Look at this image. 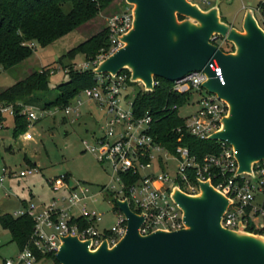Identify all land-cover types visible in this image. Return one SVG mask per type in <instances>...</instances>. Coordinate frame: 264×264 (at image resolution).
<instances>
[{
	"label": "built area",
	"instance_id": "2783aa9c",
	"mask_svg": "<svg viewBox=\"0 0 264 264\" xmlns=\"http://www.w3.org/2000/svg\"><path fill=\"white\" fill-rule=\"evenodd\" d=\"M188 1L200 8H210L213 5L212 0ZM123 6L124 9L109 18L107 27L111 47L104 52L108 57L125 46L122 38L133 28L134 12L130 8L132 5L126 2ZM257 11L260 16L259 26L264 31V13L259 8ZM212 42L221 50L224 44L230 43L227 38L218 37L212 38ZM30 46L36 47L34 43ZM90 65H81L80 71L90 70ZM210 70L225 85L216 61L210 65ZM95 76L96 85L80 92L63 110L66 115L75 113L79 116L82 107L80 99L84 97L94 102L104 114L100 135H95L94 145L87 147V142L84 145L101 164H109L112 169L113 191L103 188L101 192L111 197L109 203L112 204L117 224L112 228L101 227L105 213L87 209L85 193L88 189H81L84 194L82 197L78 191L79 186L71 188L66 183L67 176L61 175L52 182L56 191L65 192L60 202H54L48 207L36 208L31 205L26 210L15 212V217H31L35 225L29 242L20 250L16 259L5 260L4 264H51L46 257H56L63 238L66 237H77L82 242H89V248L93 251L105 242L111 248L116 246L128 231L127 218L120 210L118 201H128L131 210L144 217L139 228L142 236L157 231L182 230L186 223L183 210L174 199L175 191L197 195L201 189L200 184L204 182H209L215 190L230 200L222 218L224 228L246 231L248 223L252 221L256 229H264V160L254 163L251 172L240 174L237 151L224 141H216L219 143V151L207 156L203 163L191 155L188 147L178 146L171 153L152 135L153 116L150 113L137 116L134 111L135 98L129 95V90H136L134 86L139 83L142 85L139 92H154L161 85L160 78L153 77V90H150L145 83L133 81L131 76L122 72L118 75ZM208 80L209 76L205 71H198L172 82L171 91L191 95L189 102L195 111L183 119L186 131L198 140H210L212 135L222 130V121L229 115L230 110L225 100L203 87ZM196 95L198 98L193 100L192 97ZM172 108L180 114L181 107L175 105ZM48 111L42 110L38 113L34 107L22 102L9 106L0 103L2 118L7 112H11L13 116L18 113L27 119L29 125L40 120ZM177 131L181 132V129ZM26 139L32 140V134L26 133ZM37 171L36 167L21 172L2 168L0 188L9 178L20 179ZM256 220H260V223ZM37 253L42 255L41 260H38Z\"/></svg>",
	"mask_w": 264,
	"mask_h": 264
},
{
	"label": "water",
	"instance_id": "95a60500",
	"mask_svg": "<svg viewBox=\"0 0 264 264\" xmlns=\"http://www.w3.org/2000/svg\"><path fill=\"white\" fill-rule=\"evenodd\" d=\"M134 5L131 31L122 40L125 46L109 56L94 74L118 75L127 69L133 81L153 90V77L168 82L192 72L205 71L209 80L203 87L216 93L230 107L223 128L210 137L224 141L237 151L239 173L251 172L264 160V31L246 11L242 35L220 22V10L202 9L188 0H126ZM200 23L178 25L176 15ZM256 22V23H255ZM227 37L235 50L225 53L212 42L213 35ZM216 61L223 85L210 65ZM253 162L252 164H250ZM201 195L179 190L174 199L184 213L186 227L179 231H157L142 236L144 217L135 214L128 201H118L128 222L125 237L114 247L107 242L97 250L77 237L63 238L56 255L59 264H264V248L256 234L222 226L230 200L209 182L200 184Z\"/></svg>",
	"mask_w": 264,
	"mask_h": 264
},
{
	"label": "rangeland",
	"instance_id": "374dc122",
	"mask_svg": "<svg viewBox=\"0 0 264 264\" xmlns=\"http://www.w3.org/2000/svg\"><path fill=\"white\" fill-rule=\"evenodd\" d=\"M210 8L218 7L220 22L226 24L230 29H235L239 34L245 35L246 11L252 9L254 16L259 21V6L264 0H212ZM123 2L126 0H115L113 4L104 10L94 21L90 22L60 39L53 45L42 48L35 47V51L22 64L0 73V92L12 87L17 82L25 79L35 71L50 70L49 89L46 93H37V100L25 105L34 107L36 111L42 112L46 109L45 104L55 99L58 95V87L70 80L68 72H80V67L88 63L90 69L99 67L107 58L102 52L94 59L79 54L74 60L67 57V53L78 45L89 39L93 34L108 26L109 18L116 11V7L124 9ZM202 11L207 12L210 8L201 6ZM130 8L133 10L135 6ZM65 12L71 10V5L65 6ZM176 15L178 25L188 23L193 27H199L200 23L187 16ZM259 23V22H258ZM260 25V24H259ZM261 27V26H260ZM218 38L220 34L213 35ZM219 39L217 40V43ZM228 44V45H227ZM222 46L230 53L235 50L232 43ZM220 45V44H219ZM135 88L129 90L131 98H136L142 89L139 83ZM79 95V94H78ZM198 96H193L195 100ZM82 107L79 116L75 113L65 114L62 108L52 107L40 120L28 126L25 133L15 136V118L11 112L3 115L0 122V170L7 167L14 172H21L29 168H38L33 175L14 179L9 178L5 185L0 188V217L2 215H13L17 211L26 210L27 206L48 207L54 202H60L65 196L64 190H55L53 180L61 175H66V183L71 188L79 186L81 192L83 187L88 190L85 193L86 206L89 211L105 213L101 227L112 228L117 224V218L113 211L111 197L103 194V188H109L112 192V169L109 164H101L95 155L87 147L94 145L95 135H100L99 130L103 124L104 114L96 104L82 97ZM191 102L180 109V116L189 117L195 108ZM191 106V107H190ZM33 136L32 140L26 139V133ZM87 142L86 147L84 143ZM173 163V162H172ZM190 195V194H188ZM201 195L199 194L190 196ZM26 204V205H25ZM75 213L77 209L74 210ZM260 223V220H256ZM263 237L264 235H257ZM20 249L12 241L10 231L5 230L0 223V264L5 260L16 259ZM48 261V260H47ZM46 261V262H47Z\"/></svg>",
	"mask_w": 264,
	"mask_h": 264
},
{
	"label": "trees",
	"instance_id": "16d2710c",
	"mask_svg": "<svg viewBox=\"0 0 264 264\" xmlns=\"http://www.w3.org/2000/svg\"><path fill=\"white\" fill-rule=\"evenodd\" d=\"M115 0H0V73L12 69L27 60L35 51L30 45L34 43L42 48L49 47L82 26L94 21ZM71 5V10L65 12V6ZM126 3L123 2V5ZM116 11L111 16L120 12ZM264 13V3L259 6ZM183 19L182 16H180ZM228 45V44H227ZM110 33L108 27L93 34L89 39L69 51L66 55L74 60L79 54L93 59L110 49ZM222 50L225 52L226 49ZM70 80L58 87L55 99L46 102L44 110L52 107L64 109L69 106L80 92L96 85L93 69L74 73L68 72ZM122 74L129 77L131 73L125 69ZM50 70L35 71L12 87L0 92V103L7 106L22 103H32L37 100V93H46L49 89ZM161 80V85L154 92H139L134 101V111L137 116L150 113L154 118L152 135L174 153L178 146L188 147L193 157L201 163L207 156L219 151V143L210 140H198L185 129L184 119L178 110L172 107H184L191 99L190 94H178L171 91L172 83ZM15 136L27 132L29 122L16 113ZM2 116H0V122ZM181 132H178V129ZM0 223L5 230L10 231L12 241L22 250L29 242L34 220L27 216L15 217L2 215ZM247 232L264 235V229H256L250 221ZM38 260L42 255L37 253ZM46 260L51 264H59L54 255H48Z\"/></svg>",
	"mask_w": 264,
	"mask_h": 264
},
{
	"label": "bare ground",
	"instance_id": "6f19581e",
	"mask_svg": "<svg viewBox=\"0 0 264 264\" xmlns=\"http://www.w3.org/2000/svg\"><path fill=\"white\" fill-rule=\"evenodd\" d=\"M252 163L253 162H251L250 164H252ZM254 239L258 241L259 245H261L262 248H264V239H257V238H254Z\"/></svg>",
	"mask_w": 264,
	"mask_h": 264
},
{
	"label": "crops",
	"instance_id": "0c3cea01",
	"mask_svg": "<svg viewBox=\"0 0 264 264\" xmlns=\"http://www.w3.org/2000/svg\"><path fill=\"white\" fill-rule=\"evenodd\" d=\"M220 10V9H219ZM220 14L222 15L221 11H220ZM26 205V204H25Z\"/></svg>",
	"mask_w": 264,
	"mask_h": 264
}]
</instances>
